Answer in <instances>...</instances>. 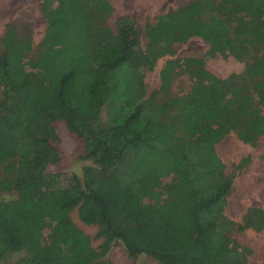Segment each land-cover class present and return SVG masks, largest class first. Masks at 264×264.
<instances>
[{
  "label": "trees",
  "instance_id": "16d2710c",
  "mask_svg": "<svg viewBox=\"0 0 264 264\" xmlns=\"http://www.w3.org/2000/svg\"><path fill=\"white\" fill-rule=\"evenodd\" d=\"M38 2L37 45L15 22L0 37V193L17 196L0 199V264H108L116 244L158 264H248L233 235L263 232L264 210L227 217L234 176L216 145L264 140V0H190L142 28L128 16L112 28L108 0ZM192 38L206 54L167 60L148 93L144 71ZM216 55L242 71L210 73ZM184 75L187 91L174 93ZM59 122L84 141L81 177L49 172ZM46 229L58 234L44 239Z\"/></svg>",
  "mask_w": 264,
  "mask_h": 264
},
{
  "label": "rangeland",
  "instance_id": "374dc122",
  "mask_svg": "<svg viewBox=\"0 0 264 264\" xmlns=\"http://www.w3.org/2000/svg\"><path fill=\"white\" fill-rule=\"evenodd\" d=\"M113 8V14L108 19V24L114 28L115 21L121 17H131L139 27H143L147 19H154L163 15L169 9H174L186 4L190 0H108ZM28 25L34 44L37 45L44 35L45 23L39 13L38 0H0V37L5 26L10 23ZM142 48H145L146 40L141 38ZM209 46L199 38H192L185 44L175 45L173 57L164 56L156 61L153 71H144V83L148 93L159 87V71L167 60L199 58L203 57ZM206 69L219 78H226L232 73H240L243 64L232 57L223 58L216 55L206 60ZM190 83L187 76L179 77L172 85V91L177 94L185 93ZM58 140L54 148L60 156L56 166L51 167V173H63L66 176H82L85 167L90 163L83 161L84 141L76 135L70 134L64 124H54ZM216 151L226 166V173L234 176L233 190L228 198L226 215L235 222H240L247 207L259 206L264 210V140L260 138L255 147L240 142L235 135L226 136L216 145ZM242 159H248V164L241 170L236 171L234 165ZM168 181V180H166ZM15 193H0L2 200H15ZM71 220L83 230L91 239V244L97 248L100 239L96 238L97 229L85 226L80 222L77 210L70 213ZM58 234V231L46 229L44 239L48 235ZM234 240L252 251L248 258V264H264V231L254 233L251 230L235 233ZM108 264H158L151 258L139 256L132 259L125 250L116 244L105 257Z\"/></svg>",
  "mask_w": 264,
  "mask_h": 264
},
{
  "label": "crops",
  "instance_id": "0c3cea01",
  "mask_svg": "<svg viewBox=\"0 0 264 264\" xmlns=\"http://www.w3.org/2000/svg\"><path fill=\"white\" fill-rule=\"evenodd\" d=\"M259 207V206H258Z\"/></svg>",
  "mask_w": 264,
  "mask_h": 264
}]
</instances>
